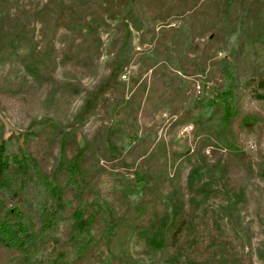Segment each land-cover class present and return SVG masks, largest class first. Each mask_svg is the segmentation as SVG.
<instances>
[{"label": "rangeland", "instance_id": "374dc122", "mask_svg": "<svg viewBox=\"0 0 264 264\" xmlns=\"http://www.w3.org/2000/svg\"><path fill=\"white\" fill-rule=\"evenodd\" d=\"M174 1L135 0L133 7L158 32L175 19L164 21L165 9L179 1L186 6L188 0ZM248 1L253 10L262 8L254 14L253 27L264 24V0ZM127 7V0H0V140L31 131L35 134L31 142L23 137L9 140V152H19L22 146L46 154L52 147L56 155L62 137L80 145L104 140L101 127L112 133L119 126L126 129L120 138L115 136L119 143L129 141L127 133L132 129L142 136L151 131L152 137H143L140 143L143 155L122 156L127 161L124 166L100 156L104 168L86 201V216L92 218L91 233L98 245L84 264H264V100L243 90V108L259 114L260 124L253 130L244 129L233 139L232 149L218 145L213 152L211 146L202 147L203 134L184 116L185 100L181 103L176 98L162 111H145L149 86L160 82L163 71L154 73L148 61L141 60L155 45L142 43L147 36L136 27H132L133 60L114 86L104 85L120 43V21ZM200 11L195 8L193 16ZM82 12L97 31L95 44L86 39L89 26L74 28L73 17ZM18 31L29 39L33 36L20 46L22 60L17 54H8L7 48ZM194 34L212 66L226 57L221 41L205 36L200 27ZM30 63L40 65L41 74L31 73L27 68ZM195 66L186 74L191 81L186 92L190 99L196 98L197 80L205 85L201 98L220 81V76H207ZM242 71L249 75L247 64H242ZM145 87L137 123L128 124V105L136 109ZM189 124L193 130L180 135ZM99 153H104V147ZM52 160L47 162L49 169ZM156 202L164 203L169 220L174 205L186 203L187 226L180 233L179 247L165 244L157 248L148 242L146 231L155 217L143 225L136 223L128 235L117 240L103 235L106 224L117 223V218L129 221L137 216L141 220L146 211L145 217H151ZM65 221H55L54 227L35 238L34 253L27 260L17 257L7 263L9 256L1 247L0 264H52L63 248L72 255L75 248L70 246V235L64 233L69 226Z\"/></svg>", "mask_w": 264, "mask_h": 264}, {"label": "trees", "instance_id": "16d2710c", "mask_svg": "<svg viewBox=\"0 0 264 264\" xmlns=\"http://www.w3.org/2000/svg\"><path fill=\"white\" fill-rule=\"evenodd\" d=\"M134 3L135 0H127L128 7L120 21V43L116 44L111 73L104 85L114 86L134 58L132 27L142 30L143 35L147 36L142 39V43L155 45L153 50L144 52L145 56L141 60H147L148 68L154 73L158 69L163 72L160 73L159 83L155 81L148 91L144 88L136 109L128 105L127 123L136 125V115L146 91L144 108L149 112L170 108L178 98L179 102L185 100L188 103L184 116H188L194 122L195 129L203 134L202 147L211 146L213 152H216L218 145L232 149L234 138H238L244 129L253 130L262 120L259 114L246 111L241 103L243 90L264 100V24L257 23L253 27L251 23L254 14L262 8L253 10L248 0H188L186 6L179 1L171 3L162 16L164 21L170 17L175 19L167 21L161 31L156 32L147 19L134 11ZM195 8H201V11L193 16ZM72 22L76 31L79 24L89 26L86 39L95 44L97 31L87 20L86 13L73 17ZM199 27L205 36L223 43L226 57L214 61L213 66L200 43L195 42L194 32ZM31 40L33 36L29 39L18 31L8 43V54H17L22 60L24 57L19 53L20 46L22 42ZM162 45L165 50L161 52ZM161 53L164 58L160 60L158 56ZM242 64H247L249 75L243 73ZM192 65H196L198 72L207 76H220L216 87L199 99H190L186 93L191 87L186 74ZM27 68L34 75L42 71L40 65L32 63L27 64ZM147 84L146 81L144 86ZM103 130L101 127L104 140L98 138L82 145L66 142V137H62L56 155L52 147L47 149L46 154L22 146L19 152H9V140L19 141L23 137L27 143L31 142L35 138L31 131L13 133L0 140V248L9 256L7 263L17 257L27 260L34 253L32 246L35 238L45 230H50L54 222L58 224L61 219L69 225L64 233L72 238L70 246L75 248V252L70 255L68 249H59L52 264H84L91 259L98 239L91 233L92 218L86 216V201L104 168L100 163L101 157L124 166L127 161L122 156L130 153L136 158L142 156V138L152 137L151 131L142 136L132 129L131 134L127 133L129 141L119 143L115 136L120 138L126 129L119 126L114 133ZM103 147L104 153L101 155L99 151ZM50 159H53V165L49 169L47 162ZM155 204L156 209L151 217H145L146 211L141 220L137 216L134 219L131 217L129 221L117 218V223L106 224L103 235L107 233L109 238L117 240L120 236L128 235L136 223L143 225L155 217L153 225L146 231L148 242L157 248L165 244L179 247L180 233L187 226L186 203L174 205L176 209L171 220L168 219L169 212H166L164 203Z\"/></svg>", "mask_w": 264, "mask_h": 264}, {"label": "built area", "instance_id": "2783aa9c", "mask_svg": "<svg viewBox=\"0 0 264 264\" xmlns=\"http://www.w3.org/2000/svg\"><path fill=\"white\" fill-rule=\"evenodd\" d=\"M195 95L196 97H200L203 92L205 91V85L200 81V80H197L195 82ZM193 125L192 124H189V125H185L183 130L180 131V135H185V134H188L189 132H191L193 130Z\"/></svg>", "mask_w": 264, "mask_h": 264}]
</instances>
